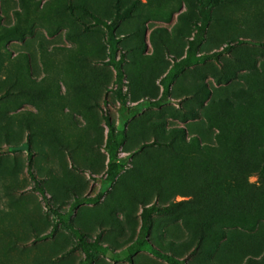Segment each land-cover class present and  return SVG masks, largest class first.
I'll list each match as a JSON object with an SVG mask.
<instances>
[{
  "label": "rangeland",
  "instance_id": "374dc122",
  "mask_svg": "<svg viewBox=\"0 0 264 264\" xmlns=\"http://www.w3.org/2000/svg\"><path fill=\"white\" fill-rule=\"evenodd\" d=\"M202 1L0 0V264H170L133 247L143 207L171 202L152 216L155 247L188 264H264V0H214L208 57L154 103ZM122 103L137 111L108 182ZM67 222L100 247L84 251Z\"/></svg>",
  "mask_w": 264,
  "mask_h": 264
},
{
  "label": "trees",
  "instance_id": "16d2710c",
  "mask_svg": "<svg viewBox=\"0 0 264 264\" xmlns=\"http://www.w3.org/2000/svg\"><path fill=\"white\" fill-rule=\"evenodd\" d=\"M214 0H203L200 4L199 15L200 21L197 25V28L194 32L193 37L189 40L188 47L186 50V54L177 62H175L172 67L168 70V72L162 77L161 84L163 86L162 95L154 103H160V101L169 96L171 85L178 76L179 73L184 71L186 68L198 65L206 60L208 55L200 54L199 48L206 38L207 30L212 18V6ZM95 22L105 26L108 29V34L110 39H114L115 27L109 23L106 19H103L99 16L93 15ZM228 46L227 48H229ZM226 48V49H227ZM124 76L123 68L117 65V77L121 81ZM137 108L135 106H127L125 103H122L120 107V115L121 119L124 122L120 128L117 130L114 128L113 124L108 121L109 124V132L108 137L105 142V149L108 154V167L106 170V180L108 182H113L116 180L117 176L121 172L122 166L118 160V153L123 145L126 138V124L127 121L136 113ZM109 119V116L107 117ZM30 161L32 155L30 154ZM30 174L35 182V188L39 190V192L46 197V192L44 187L42 186L39 178L34 173L31 168L30 163ZM261 174L264 176V162L261 166ZM101 198V194L97 196H85L82 198H77L75 204H80L82 201L87 203H93L98 201ZM180 202H171L167 205H160L158 203H152L150 205H146L143 207L141 212V234L143 238L139 239L134 249L137 250H147L156 255L159 258H162L169 262L170 264H188L184 260H179L175 255L171 253H167L157 247H155L147 238L146 234L151 225L152 216L155 214H163L170 212L173 208L178 206ZM69 228L73 231L75 236L78 239V245L84 249L88 254L92 250H96L100 247L99 236H97L93 241L89 240V235L83 232L80 228L74 226L72 223L67 222ZM43 237H47L44 235Z\"/></svg>",
  "mask_w": 264,
  "mask_h": 264
}]
</instances>
